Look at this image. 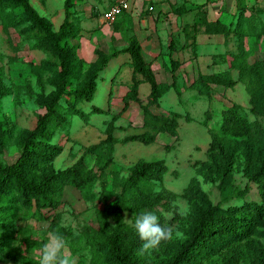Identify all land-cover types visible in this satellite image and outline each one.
Segmentation results:
<instances>
[{
	"label": "trees",
	"instance_id": "16d2710c",
	"mask_svg": "<svg viewBox=\"0 0 264 264\" xmlns=\"http://www.w3.org/2000/svg\"><path fill=\"white\" fill-rule=\"evenodd\" d=\"M79 1L83 0L65 1L64 22L55 31L30 0H0L5 34L9 37L11 29L18 30L32 42L34 49L48 56L47 61L31 67L40 92H34L30 87L24 89L45 113L39 117L35 128L25 131L18 141L21 152L16 162L6 165L0 159V230L14 228L20 206L27 211H35L48 222L52 236L58 234L64 239L70 238L72 234L62 227L65 188L84 192L97 181L106 188L109 184L107 170L114 164L118 144L150 146L156 143L160 134L179 140V115L156 114L152 108L159 109L162 98L175 88L176 73L182 63L171 61L172 84L159 83L152 64L145 60L138 37L132 35L127 47L121 51L106 53L96 50V60L87 66L79 55L81 45L78 43L84 28L73 12ZM247 10L243 5L232 30L240 42L239 52L231 54L230 58L226 54L219 55L214 61V65L228 64L230 70L237 71V80L228 71L199 74L190 89L210 98L215 87L229 90L238 83H244L250 95V114L264 120V60L250 62L245 49L247 38H254L256 42L264 38V23L258 28L254 16H248ZM201 17L205 34L224 36L231 32L230 27L220 20L209 22L205 13ZM114 32H120L119 24ZM174 45L172 41L167 54H172ZM125 53L131 56L133 77L132 85L123 98L121 115L129 110L132 103L138 104L143 112L146 131L119 140L115 136L117 117H114L107 125L104 140L87 148L71 167L56 170L54 163L63 152V147L55 142L56 134H67L75 116L88 120L92 114L105 112L93 107L86 114L80 105L94 100L101 74L112 59ZM46 74L49 75L47 79ZM144 83L150 86L146 104L140 98V86ZM47 85L53 88L49 94L45 92ZM7 90L0 77V154L7 148L9 133L3 121L2 106ZM243 111L240 104H232L222 112L219 130L211 135L208 156L221 182V201L214 204L201 190L199 181L193 178L184 193L194 209L190 232L176 245L162 242L151 255H140L142 241L134 230L135 219L143 212L155 213L165 227L157 208L174 200L175 195L167 190L154 192L151 185L164 182L168 173L167 162L140 160L131 168L128 177L111 173L115 200L108 208L96 212V226L84 229V236L90 240L91 264H264V127L258 119L251 121ZM88 155L96 158L97 171L86 164ZM240 161L246 164V177L258 185L259 201L248 200V188L234 187L232 173ZM126 214L131 215L132 223L125 221ZM11 238L12 235L0 233V264L5 260H17L8 245Z\"/></svg>",
	"mask_w": 264,
	"mask_h": 264
},
{
	"label": "rangeland",
	"instance_id": "374dc122",
	"mask_svg": "<svg viewBox=\"0 0 264 264\" xmlns=\"http://www.w3.org/2000/svg\"><path fill=\"white\" fill-rule=\"evenodd\" d=\"M30 1L57 31L65 19L64 4L66 0ZM118 1L83 0L77 2L73 9L84 28L78 43L81 45L79 55L85 60L87 66L96 60V50L99 49L106 53L121 51L127 47L132 35L139 37L145 51L147 45L154 39L158 46L157 50L161 53L162 47L169 42L170 38L175 39L176 48L180 52L184 51L185 49H181L182 44L185 42V45H188V41L192 40L191 37L196 32L195 37L197 38L199 35L200 57L195 53V58L190 62L191 65L186 67L184 73L179 74L178 89L183 90L184 82L185 90H188L186 94L179 99L174 91L168 92L162 98L160 108H152V111L157 114L179 115L178 141L168 134H161L156 143L150 146L140 143L118 144L114 154V164L107 170L109 184L106 185V188L100 181H97L84 192L72 187L65 188L62 227L67 229L72 236L65 239L67 246L64 254L72 258L74 264H91L90 240L84 236V229L90 225L96 226V212L108 208L115 200L116 195L112 192L111 187L112 172L118 173L121 177H128L131 168L140 160L147 162L165 160L167 162L168 173L164 182L151 185V189L154 192L167 190L175 195L174 200L159 206L157 213L163 218L165 228H171L174 232L179 231L181 233L179 237L165 241L176 245L185 240L190 232V221L194 209L185 198L184 193L193 178L199 181L201 190L208 195L214 204L221 201V182L217 178L214 165L209 160L208 149L212 140V132L219 130L221 126L222 112L234 103L240 104L244 108L243 113L251 121L258 119L264 127V120L255 118L249 112L250 95L244 83H238L225 94H223L222 88L214 90L210 98L200 96L197 92L189 90L193 80V78H189L190 72L194 71V79H197L200 73L218 72L221 69H214L211 64L217 60L218 55L215 56L216 54L225 53L228 50L239 52L238 45L240 42L232 30H234L239 11L243 5L248 9L247 15H253L257 27H261L264 23V0H224L228 9L221 11V20L227 23L231 32L223 37L203 35L204 27L201 15L205 12H199L200 14L198 13L195 17V23L191 24L192 19L184 17L186 14L183 12L186 11V8L184 10L174 9V12L165 13L153 4L155 11L147 13V5H144V0H130L131 10L119 17L115 24L102 22L103 13ZM181 3L183 0H179L177 5ZM185 7L187 6L185 5ZM143 21L146 25L143 24ZM117 24L120 25L119 33L114 32ZM4 28L3 14L0 11V77L8 89L2 103L3 121L9 130L7 148L3 154H0V159L6 165H11L20 156L21 150L18 141L21 136L25 131L34 129L39 117L45 113V110L37 104L36 99L29 97L24 89L30 87L34 92H40L37 81L32 76L31 67L47 61L48 56L44 52L34 49L32 42L21 35L18 30L11 29L8 37ZM208 41L213 42L208 44ZM245 49L250 55V62L264 60V38L259 42H256L254 38H247ZM126 55L130 57V54ZM179 55L180 60H184L188 55L194 56L192 52L191 54L181 52ZM145 57L146 61H150L149 57ZM115 61L118 62L119 60H112L101 74L94 100L80 105L81 110L86 114H89L93 107H98L105 112L92 114L88 120L75 116L71 120V128L67 134L63 132L56 134L55 142L63 147L62 154L54 163L56 170H65L71 167L85 154L87 148L104 140L107 125L114 117H117L114 122L115 136L119 140L146 131L143 128V112L138 104L132 103L129 110L121 115L124 102L120 99L121 92L115 86L120 85L122 89L125 88L123 85L130 84V88L133 71L131 66L126 65L119 73V66ZM152 66H155L158 82H167L166 78L171 77V75H166L167 72L171 71L170 60L163 55L160 54L158 58L156 57ZM182 66L184 65L182 64ZM179 70L181 67L177 72ZM48 76L46 74L45 79ZM232 77L236 80L238 78L237 72H233ZM111 84L112 87L114 86L112 91L110 89ZM52 90L53 88L48 85L45 88L47 94ZM149 94V84H142L140 96L145 104ZM62 104L64 103L62 102ZM187 118L191 121L187 122ZM167 147L171 148L168 149ZM85 162L89 168L98 170L94 156H86ZM246 168L244 161L235 165L232 173L234 187L242 190L248 188L250 191L248 200L259 201L258 185L250 182L246 177ZM18 207L19 214L15 220L14 228L10 231L0 230V233L12 235L8 245H10L12 254L17 257V260H5L2 264H28L29 261H31L29 264H33L32 262L39 264L42 249L52 237L48 230L49 223L42 220L35 211L30 212L20 206ZM181 209L187 210L185 215L179 214ZM125 221L129 224L132 223L131 215L126 214Z\"/></svg>",
	"mask_w": 264,
	"mask_h": 264
},
{
	"label": "crops",
	"instance_id": "0c3cea01",
	"mask_svg": "<svg viewBox=\"0 0 264 264\" xmlns=\"http://www.w3.org/2000/svg\"><path fill=\"white\" fill-rule=\"evenodd\" d=\"M145 1V4L144 5H147V8H146V12L147 13H153L154 11H155V7L157 8H159L162 12H165V13H169V11H171V12H174V9H181V10H184L185 8H186V11L185 12H183L184 14H186V15H184V17H189V18H191L192 19V23L191 24H194L195 23V17L197 16V14L200 12H205V14H206V16H207V19H208V21L209 22H216L217 20H220L222 23H224L225 25H227V23H225L223 20H221V16H222V14H221V11L222 10H224V9H228V5L227 6H225V4H224V0H210V2L209 3H207V1L206 0H183V3H181V4H178L177 5V2H179V0H144ZM191 1V2H190ZM152 4V5H151ZM153 4H155V7H154V5ZM158 4H159V6H158ZM185 5L187 6V7H185ZM112 6V5H111ZM110 9V7L106 10V11H108ZM152 9V10H151ZM199 9H200V11H199ZM203 10H205V11H203ZM105 11V12H106ZM104 12V13H105ZM103 13V14H104ZM199 13V14H200ZM102 17H103V15H102ZM202 18V17H201ZM196 20H197V18H196ZM102 22H104L103 21V19H102ZM143 24H145L146 25V23H145V21H143ZM200 35H202V34H200ZM203 35H207V34H203ZM207 36H209V37H213V36H210V35H207ZM217 36H219V37H223V35H217ZM198 37H199V35H198ZM198 37L196 38V39H194L193 37H191L192 38V40H190V41H188L189 42V44L187 45H185V42L182 44L183 46L181 47V49L183 50V49H185L184 51H181L182 53H185V52H187L188 54H191V52L194 54V56H192V57H190L191 55H188V57L187 58H185L184 60H180L181 58L179 57L180 55V50L179 49H177L176 47H177V44H176V41H175V39H172V38H170L169 39V42L166 44V45H164L163 47H162V52L160 53V51L158 52V46H157V43H156V41L154 40V39H152L151 41H150V44L149 45H147V49H146V51H145V47L143 46V44H142V42L140 41V39H139V37H138V39H139V41H140V43H141V45H142V48H143V54H144V57L145 56H147V57H149V59H150V61H147L148 63H151L152 65H153V62H154V60L156 59V57L158 58L159 57V55L161 54V55H163L165 58H168L169 60H170V63H171V61L172 60H174V61H177V62H180V63H182L184 66H181V70H179L177 73H176V77H177V81H176V86H175V88H173L171 91H174L175 92V94L176 95H178V98L180 99V97L182 98L185 94H186V91H188V90H185L186 89V87H185V85H184V82H183V90H180V89H178L179 88V80H178V78H179V74L181 73H184L185 71V69H186V67H188L189 65H191V60L192 59H194L195 58V53L196 54H198V56L200 57V54H199V46H200V43H199V41H198ZM174 42V46H175V49H174V51L172 52V54H167L166 53V50H167V48H168V46L170 45V43L171 42ZM193 41V42H192ZM213 41H208V44H210V43H212ZM194 43V44H193ZM190 52V53H189ZM227 55V58H230V55L231 54H237L234 50H228L227 52H225V53H221V54H214L215 56H219V55ZM214 56V57H215ZM116 59H118L119 61L117 62V61H115L117 64H118V66H119V73H120V71H121V69L124 67V66H126V65H128V66H131L130 64H131V56L130 57H128L127 55H126V53L125 54H121V55H119L117 58H114V59H112V60H116ZM121 59V60H120ZM145 59H146V57H145ZM111 60V61H112ZM190 60V61H189ZM111 63V62H110ZM109 63V64H110ZM190 63V64H189ZM220 63V62H219ZM157 64V62L155 63V65ZM211 64L213 65V67L212 68H220L221 70L220 71H218V72H213L212 74H214V73H222V72H230L231 73V75H232V73L233 72H237V71H235V70H230L229 69V66H228V64H223V63H221V64H218V65H214V62L212 63L211 62ZM109 66V65H108ZM152 68H153V70H154V72H155V74H156V76H157V72L155 71V66H152ZM132 69V68H131ZM133 71V70H132ZM191 73V75L189 76V78H193V80H192V82L190 83V86L192 85V83L196 80V79H194V77H193V73H194V71H192V72H190ZM200 74H204V73H200ZM166 75H171V77L169 76L168 78H166V80H167V82H163V83H166V84H172L173 83V79H172V74H171V72H167L166 73ZM204 75H208V74H204ZM237 75H238V72H237ZM199 76V75H198ZM157 80H158V77H157ZM237 80V79H236ZM159 83H161V82H159ZM129 85L130 84H126V85H123V86H125V88H122L121 89V86L120 85H116L115 87H116V89H118L120 92H121V95H120V99H122L123 100V98L126 96V94L128 93V91H129ZM141 87V86H140ZM113 88H114V86L112 87V84H111V86H110V89H111V91L113 90ZM219 88H222L223 89V94H225V92L226 91H228V90H225L223 87H215V89L214 90H219ZM124 89H127V90H124ZM189 90H191L190 89V87H189ZM170 91V92H171ZM194 91V90H193ZM196 92V91H195ZM113 97V96H112ZM140 98H141V96H140ZM142 99V98H141ZM135 104V103H134ZM155 113V112H154ZM157 114V113H156ZM161 135V134H160Z\"/></svg>",
	"mask_w": 264,
	"mask_h": 264
},
{
	"label": "clouds",
	"instance_id": "9594fccd",
	"mask_svg": "<svg viewBox=\"0 0 264 264\" xmlns=\"http://www.w3.org/2000/svg\"><path fill=\"white\" fill-rule=\"evenodd\" d=\"M186 209L180 210V215L186 214ZM136 235L142 241L140 255H151L162 242L172 240L181 235L171 228L162 227L160 218L153 212H143L136 217L134 223ZM67 241L61 235H53L44 245L39 264H74V260L64 254ZM87 255V253H85Z\"/></svg>",
	"mask_w": 264,
	"mask_h": 264
},
{
	"label": "built area",
	"instance_id": "2783aa9c",
	"mask_svg": "<svg viewBox=\"0 0 264 264\" xmlns=\"http://www.w3.org/2000/svg\"><path fill=\"white\" fill-rule=\"evenodd\" d=\"M131 10L130 0H119L113 4L108 11L103 14V21L105 23L113 24L117 22L118 18ZM152 10V9H151Z\"/></svg>",
	"mask_w": 264,
	"mask_h": 264
}]
</instances>
